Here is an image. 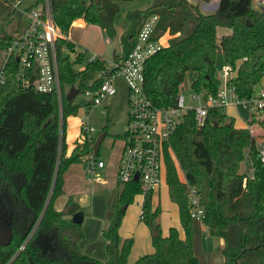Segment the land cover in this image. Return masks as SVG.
Instances as JSON below:
<instances>
[{"label":"trees","instance_id":"obj_1","mask_svg":"<svg viewBox=\"0 0 264 264\" xmlns=\"http://www.w3.org/2000/svg\"><path fill=\"white\" fill-rule=\"evenodd\" d=\"M119 1L123 0L51 2L54 19L66 35L57 39L64 91L61 130L55 92L22 87L16 61H10L6 81L0 86V264H198L193 249L190 187L196 189L203 206L202 223L211 235L223 239V264H264V164L249 128L254 114L263 110L250 112L244 127L235 126L233 117L217 107L209 108L203 123L189 110L176 125L170 146L177 163L166 151L164 177L169 198L178 206L183 237L175 226L161 235L154 223L159 208H152L151 192L144 196L140 218L158 231L152 238L154 250L132 263L127 262V256L133 239L121 240L118 232L121 208L103 229L105 261L79 250L81 223L61 221L62 214L80 209L71 197L63 209L54 208V200L62 193L63 172L92 153L95 139L86 137L80 151L75 153L74 146L68 155L65 153V119L79 107L74 100H66L65 91L71 85L80 90L96 89L102 80L97 73L105 67V61L97 58L77 68L81 54L71 57L61 46L73 51L82 46L67 36L78 18L99 25L112 39ZM147 1L146 7L126 13L127 27L119 35L121 50L114 51L112 58L123 60L145 18L158 14L154 34L166 31L170 37L144 64V89L155 104L174 105L186 76L192 89L216 93L220 84L215 63L218 52L234 68L228 85L235 94L254 96L264 80V23L252 0H219L216 10L209 13L189 0ZM10 21L1 23L0 49L9 37L3 26ZM217 27H226L228 32L217 38ZM258 122L262 125L259 134L264 137V115ZM246 156L250 172L240 169ZM177 164L184 179L178 176ZM117 183L116 205L127 206L139 193V184Z\"/></svg>","mask_w":264,"mask_h":264},{"label":"built area","instance_id":"obj_2","mask_svg":"<svg viewBox=\"0 0 264 264\" xmlns=\"http://www.w3.org/2000/svg\"><path fill=\"white\" fill-rule=\"evenodd\" d=\"M12 10L18 9L22 16L21 25L15 27L8 34L6 45L0 49V86L7 77V69L12 58L16 61V72L22 87H34L38 91L55 92L58 101L60 130L63 123V87L60 80L58 64L59 37H66L57 25L51 8L52 0H6ZM260 9H264V0H255ZM23 4V6H21ZM158 14L153 13L145 18L140 26L134 44L125 58L121 61L105 62L97 75L102 80L96 89H79L90 95L91 99L85 104H99L107 96L116 92L113 82L115 72L120 73L128 86V112L126 129L122 136V145L116 169L117 182L136 181L139 184V193L144 196L151 194L160 187L165 174V152L171 149L170 136L176 125L182 121L184 114L193 110L198 123H203L210 107L225 108L230 102L235 105L241 103L250 112L264 111V86L251 97H238L232 87L228 85L229 78L234 72L233 66L226 62L217 75L220 84L216 93L204 89L194 90L188 98L179 91L174 105L161 106L153 102L144 89V64L146 59L160 49L166 39L162 34L156 36L155 26ZM106 42L111 39L106 36ZM61 51L69 53L71 57L81 54V61H93L104 57L85 47H76L70 50L62 44ZM247 57L244 56L243 59ZM84 66V65H83ZM67 90L65 91V93ZM193 100L194 103H191ZM84 115L79 119V137L91 139L89 134L94 127L87 122ZM259 155L264 164V146L257 143ZM86 170L95 174L96 169L104 165L101 159H95L94 154L84 159ZM137 178L135 179V177ZM163 176V177H162ZM95 180H101L96 173ZM190 216L194 220L202 221L203 206L200 204L199 195L194 187L189 189ZM142 199V201H143ZM24 245L21 244L20 248Z\"/></svg>","mask_w":264,"mask_h":264},{"label":"rangeland","instance_id":"obj_3","mask_svg":"<svg viewBox=\"0 0 264 264\" xmlns=\"http://www.w3.org/2000/svg\"><path fill=\"white\" fill-rule=\"evenodd\" d=\"M29 1L30 0H24V2ZM147 3V0L119 1V11L114 19L116 34L112 36L110 42L105 41L106 33L104 31L101 32L97 27L85 24L82 18H78L72 23L68 31L69 38L77 41V43L79 42L78 44L81 43L80 45L87 48L89 51L87 52L88 55L90 54V51H95L104 57L106 63L110 64L113 61H117L114 60L112 56L114 51L118 52L121 50L119 35L127 27L126 13L129 10L136 8H144L147 6ZM23 4L24 3H22L21 6H23ZM252 5L260 12V21L264 23V9H260L255 0H252ZM7 19H10L11 21L4 24L3 30H6L8 33L15 27L20 26L22 22L20 11L18 9L12 10V6L6 0H0V30H2L1 23L6 22ZM227 30L226 27H217V38L221 37L224 33H227ZM169 37L170 35L166 31L162 34V38L166 39V43ZM215 63L216 73L218 75L221 67L226 63L222 52L217 53ZM84 64L85 61L75 63V67L81 68ZM113 82L116 87V92L107 96L99 104H91L87 107L85 103L91 99V96L83 92L78 93L73 99L79 105L78 110L74 114H69L65 119L67 129H71L73 127L75 128L77 123L79 124V119L86 115L85 118L87 119V122L94 127V130L89 134L96 137L102 130L106 131V135L99 146V151L94 156L95 159L103 160L110 171L114 169L116 159L120 154L122 145L121 136L126 129L128 112V86L126 80L123 75L115 72L113 75ZM262 86H264V80H262L257 86L256 92H258ZM181 92L186 98L192 93L187 76L182 84ZM190 102L194 103L193 100H190ZM224 110L226 114L234 116L235 124L238 125L237 127L248 126L246 125L245 117L249 116L250 111L247 110V108H244L241 103L235 105L233 102H230L225 105ZM263 115L264 113L262 112H256L254 114V122L249 128L255 135L256 142L259 143L260 141H263L264 146V137L259 134L262 131V125L258 122ZM83 140L84 139L78 136L74 141L72 148L76 146L75 153L81 150L80 145ZM168 151L175 160L172 149H169ZM90 154L84 155V159L89 157ZM83 164L86 170L85 160L83 161ZM74 165L75 166L72 169L65 172L66 176H68L69 172H71L69 177L72 176L74 172H80L78 169L80 164ZM240 169L246 172L251 171V165L247 156L241 162ZM177 173L180 179H184L183 171L179 168L178 164ZM87 174L90 177V182L87 183L84 189L80 191L78 189L80 187H78L76 188V191H72L75 197H78L80 193L83 196L85 193L83 201H80L79 209L83 212V221L81 222L83 236L78 243L79 250L82 253L105 261L107 259V253L105 250L103 229L108 226L110 219L116 214L117 210L121 208L122 216L118 229L119 236L121 240L126 237H132L133 239L130 252L127 256V262L132 263L139 256L152 252L154 246L152 242L153 236L151 225L147 224L140 218L143 195L137 193L134 195L133 201L127 206L118 207L116 205V189L102 187L101 184H99L101 182L94 180L93 176L96 173L90 174L87 171ZM71 182L73 183V178H71ZM151 206L152 208H159V214L155 218L154 223L158 224L161 235H166L170 226H180L178 207L175 202L170 200L168 186L163 178L159 190L151 196ZM209 237L210 238L206 241L202 239L201 248L197 249L198 264H220L221 258L224 259L222 253L223 245L220 247L218 238ZM220 241L223 244V240L220 239Z\"/></svg>","mask_w":264,"mask_h":264},{"label":"crops","instance_id":"obj_4","mask_svg":"<svg viewBox=\"0 0 264 264\" xmlns=\"http://www.w3.org/2000/svg\"><path fill=\"white\" fill-rule=\"evenodd\" d=\"M189 1L196 3L198 5L199 9L202 12H205V13L213 12L214 10H216V8L218 7V4H219V0H189ZM85 24H88L90 26H95L101 32H103V29L97 24L87 23V22H85ZM67 36L69 37V34ZM75 42L77 43V41H75ZM231 117H233V119H234V125L238 126V125L235 124L234 116H231ZM246 125H247V123H246ZM240 127H244V126H240ZM78 135H79V124L78 123H77L75 128L73 127L71 129H67V126L65 125L64 140H65V153L67 155L69 154L72 146L74 145V141L76 140ZM260 143L263 144V141H260ZM118 159H119V156L116 159V162H115V165H114V169L112 171H110V169L108 168V166L105 165V163H104V165L102 167H99V168L96 169V173L101 177V180H96V181L101 182L99 184H101L102 187L110 188V189H113V188L117 189V184L118 183H117V177H116V169H117ZM83 161H84V159H82L81 161H78V162L71 163L66 168V170L63 172L62 193L54 200V208L55 209H57V210L63 209V207L65 205V202L67 201V199L69 197L73 198V200L76 201L79 204V206H80V201H83V197H84L85 193H84L83 196L80 193L78 197H75L73 195V193H72V191L73 190L76 191V188H78V187H80L78 189L81 191L82 189H84V187L87 185V183L90 182V177L88 176L87 171L84 168ZM74 164H80L79 167H78L80 172L79 173L74 172L72 174V176H70V177H69V175L71 174V172H69L68 176H66L65 172L67 170L69 171L70 169H72L75 166ZM71 178H73V183L71 182ZM164 180H165V178H164ZM155 192H153V193H155ZM75 193H77V192H75ZM153 193H152V195H153ZM71 215L72 214H62L61 217H60L61 221H64V222L68 223L71 220L70 219ZM177 229H178L179 235L181 237H183L184 236V230H183L181 224H180L179 227H177ZM209 236L218 238L220 247L223 245L221 243V241H220V239H222V238H220L218 236L211 235L208 232L206 226L202 223V221L194 220L193 249H194V253L196 254V256H197V249L201 248L200 246L202 244V239L206 241V240H208L210 238ZM78 243H79V241H78ZM220 264H223V258H221V263Z\"/></svg>","mask_w":264,"mask_h":264},{"label":"water","instance_id":"obj_5","mask_svg":"<svg viewBox=\"0 0 264 264\" xmlns=\"http://www.w3.org/2000/svg\"><path fill=\"white\" fill-rule=\"evenodd\" d=\"M247 23L249 24L250 21L247 19ZM4 36V33L2 34ZM79 88L71 85L67 92L65 93V98L68 101H72L74 97L78 94ZM106 135V131L102 130L94 139V142L92 143V149H93V154L96 155L99 149V146L103 140V138ZM137 176L135 177V179ZM71 221L76 222V223H81L83 221V212L81 210H76L75 212L72 213L71 215ZM151 231H152V236H156L158 234V231L155 229L154 226H151Z\"/></svg>","mask_w":264,"mask_h":264}]
</instances>
